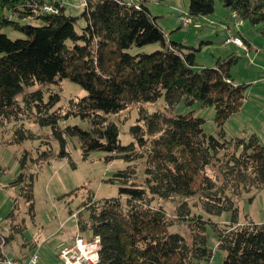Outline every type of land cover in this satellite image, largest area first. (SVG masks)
I'll return each instance as SVG.
<instances>
[{
    "label": "trees",
    "instance_id": "16d2710c",
    "mask_svg": "<svg viewBox=\"0 0 264 264\" xmlns=\"http://www.w3.org/2000/svg\"><path fill=\"white\" fill-rule=\"evenodd\" d=\"M146 1L85 0L81 12L75 14L70 12L73 6L56 0H0L3 143L39 140L37 155L25 149L20 156L18 181H25L21 194L27 196L34 217V178L55 155L52 140L60 142L58 156L63 158L70 155L67 139L74 138L85 158L101 150L107 160L121 158L128 163L110 179L123 184L118 196L90 197L76 212L70 210L78 235L100 239L96 264H208L213 256L207 245L208 225L217 233V248L225 252L223 264H264V222L247 219L240 223L234 200L244 191L264 188V143L255 133L227 137L223 127L248 97L250 84L232 78L238 55L230 52L214 66L196 68L199 48L167 40ZM216 1L189 0L187 11L194 20L204 17L215 11ZM221 1L242 20L264 23V0ZM45 2H55L58 12L43 11ZM79 19L84 20L80 31L76 28ZM7 26L24 37L10 38L3 32ZM260 32L264 35V26ZM245 42L249 45L248 39ZM150 43L160 48L129 51ZM63 79L78 83L87 94L59 105ZM43 84L58 89L47 88L46 95ZM163 95V109L148 112L143 107ZM183 98L189 105L198 101L201 106L215 107L217 135L207 134L204 118L193 112L173 114ZM137 106L139 116L129 127L133 140L123 144L118 123L109 118ZM72 116L89 119L92 128L63 126ZM26 123L49 130L38 133ZM217 187L233 197L200 195L195 205L199 203L210 214L232 211L229 223L193 213L188 202ZM176 196L185 199L173 215L154 204L156 199ZM175 223L185 224L187 234L171 232ZM22 225L12 222L8 234L0 230V245L26 227Z\"/></svg>",
    "mask_w": 264,
    "mask_h": 264
},
{
    "label": "rangeland",
    "instance_id": "374dc122",
    "mask_svg": "<svg viewBox=\"0 0 264 264\" xmlns=\"http://www.w3.org/2000/svg\"><path fill=\"white\" fill-rule=\"evenodd\" d=\"M78 2L80 1L78 0ZM146 3L151 13L157 16L158 23L166 32L167 40H175L199 48L196 52V68L214 66L218 58H223L230 52L238 55V61L233 64L231 73L235 82L250 84L248 97L245 102L246 105L244 104L245 107L243 106V109L241 108L240 111L232 114L223 127L227 137H249L255 133L264 143V35L260 32L264 23L252 25L249 21L243 20L242 23L237 24L236 19L231 15L226 17L229 13L228 9L221 0H217L213 13L198 17L189 26H184L178 20V14L188 10L189 0H147ZM81 9L82 4L78 8H72L70 12L79 14ZM221 19L233 26V28L229 26L231 30L242 31L253 44L252 50L237 48L228 43L226 41L228 31L220 25ZM82 24H84V20L79 19L76 26L78 31L81 30L80 25ZM3 32L12 39L24 37L22 32L10 26L5 27ZM159 48V44L150 43L144 46H134L129 51L132 53L151 52ZM256 49H259L258 53H256ZM61 86L62 98L59 105H65L71 97L87 94V90L69 79H63ZM41 88L46 90V95L49 94L47 88L58 89L57 86L49 84H43ZM165 103L163 95L156 101L145 102L143 107L148 112H153L163 109ZM139 109L138 106L133 107L109 118L118 123L119 138L123 144L133 140L129 127L139 116ZM189 112L204 118L203 128L207 134H218L219 126L215 120L214 106H201L198 101L189 105L183 98L173 110V114ZM126 116L128 118L124 120ZM68 124H77L86 130L92 128L89 119L75 116L62 122L63 126ZM26 125L38 133L41 130H49L48 127L41 128L36 124L26 123ZM67 140L66 147L70 155L63 158L58 156L61 146L60 142L54 138L52 144L55 155L50 162L43 165L34 178L35 215L33 217L30 213V203L27 201V196L21 194L22 191H25V188L22 189L25 181H18V176L21 171L20 156L25 149L31 150L33 156L37 155L35 147L39 140L28 139L22 144L6 145L3 143V133L0 127V230L9 233L12 222L20 224V227L23 226L22 224L26 225L22 231L19 230L15 233L16 240L13 246L17 251L23 246L21 244L27 240L33 242L34 240L47 239L42 250L38 251L40 255L43 253L45 258H48V248L53 240L51 234L54 233L58 236L76 230V218L70 210L76 212L79 205L90 197L93 200H99L104 197H115L120 193V187L123 184L118 180L111 181L110 179L118 169L125 167L128 163L121 158L107 160V153L101 150L91 151L85 158L79 142L74 138ZM138 169L139 174L143 175L142 161H139ZM216 193L224 197H233L229 191L219 187L204 191L188 201L192 212L200 214L206 219L211 218L212 221L220 224L229 223L233 218L232 211L226 210L221 214H210L199 203L195 205V201H198L200 195ZM184 199L182 196H176L174 199H156L154 204L162 205L169 214L173 215L177 206ZM234 200L238 208L240 223L247 219L264 222V188L244 191L240 196L234 197ZM169 229L171 232L182 234H187L188 231L183 223H175ZM207 233V245L213 250V256L208 264H223L225 252L217 248L218 236L211 225H208Z\"/></svg>",
    "mask_w": 264,
    "mask_h": 264
},
{
    "label": "built area",
    "instance_id": "2783aa9c",
    "mask_svg": "<svg viewBox=\"0 0 264 264\" xmlns=\"http://www.w3.org/2000/svg\"><path fill=\"white\" fill-rule=\"evenodd\" d=\"M60 3H66L67 0H56ZM82 5L85 4V0H82ZM59 6L55 2H45L43 4V11L56 13L58 12ZM232 17L236 19V23H242V19L239 18L236 10L231 11ZM178 20L181 25L189 26L193 21V17L188 11H182L178 14ZM228 31V36L226 41L228 43L236 44L237 46L247 49V44L240 35L234 33L229 26H226ZM249 51V50H248ZM75 215V214H74ZM4 240L1 241L0 245V264H38L40 260V255L37 250H34L28 259H20L18 257H11L5 254L2 250L4 245ZM99 249H100V239L98 236H95L91 239L80 236H77L74 239L72 245L62 248L58 254L59 258L65 264H96L99 258Z\"/></svg>",
    "mask_w": 264,
    "mask_h": 264
},
{
    "label": "crops",
    "instance_id": "0c3cea01",
    "mask_svg": "<svg viewBox=\"0 0 264 264\" xmlns=\"http://www.w3.org/2000/svg\"><path fill=\"white\" fill-rule=\"evenodd\" d=\"M79 1L80 2H78V0H70L68 3L66 2L65 4H68V5L73 6V7H79L81 5L82 0H79ZM173 4H175V3H173ZM228 12L229 13L226 15V17H229V15H231V11H229V9H228ZM231 17H232V15H231ZM220 25H222L224 29L226 28L225 25L230 26L231 28H233V26H231L229 22H224L223 20L220 22ZM222 26H221V28H222ZM223 28H222V30H223ZM235 34L240 35L243 38L244 41H245V39H248L249 45L247 43L246 44L248 46V49L249 50H252L253 44L251 43L250 39L246 35H244V33H242V31H237V32L235 31ZM231 44L234 47L242 48L240 46H237L236 44H233V43H231ZM256 50H257L256 53H258L259 52V49H256ZM261 66H263V65H261ZM263 68H264V66H263ZM232 78H233V75H232ZM233 80H234V78H233ZM237 83H239V82H237ZM245 105H246V103H245ZM245 105H243V106L245 107ZM3 233H5V232H3ZM78 233H80V232H79V229H78V226H77V222H76V230H74L72 232L71 231H68L64 235H58V236L55 235L54 233L51 234V237H53V240L51 242V246L48 248V250H49V256H48V258H45V256H44L43 253L41 255L39 253L40 260H39V263L38 264H65L59 258L58 254H59V252H60V250L62 248H65V247H68V246L72 245V243L74 242V238H75V236ZM6 234H8V233H6ZM85 236H87V235H85ZM15 240H16V236H14L12 239H10V241L6 242L3 245L2 250H3V252L5 254L12 255V256L18 257L20 259H28V257L30 256V254L34 250H37V251L40 250L41 251L42 248H43V246H44V244L47 241V239L46 240L45 239L44 240H34L33 242L27 240L26 242H24L23 244H21L23 246L20 247V250L19 251H17V250H15V248L13 246V243H14Z\"/></svg>",
    "mask_w": 264,
    "mask_h": 264
}]
</instances>
